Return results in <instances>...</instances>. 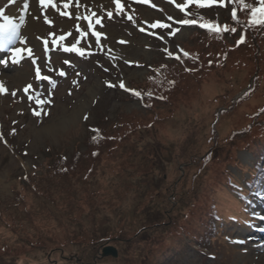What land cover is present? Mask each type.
<instances>
[{
    "label": "rangeland",
    "instance_id": "obj_1",
    "mask_svg": "<svg viewBox=\"0 0 264 264\" xmlns=\"http://www.w3.org/2000/svg\"><path fill=\"white\" fill-rule=\"evenodd\" d=\"M17 2L8 9L11 0H0L4 15L19 25L15 41L0 39V61H5L0 84L6 90L0 94V264H264V182L260 196L245 186L260 156L237 152L235 165L226 168L234 186L221 183L210 169L195 178L194 167H186L193 159L204 161L214 140L229 130L230 119L222 110L237 102L248 77L245 67L232 74L209 73L198 86L200 94L191 98L186 94L194 88L186 76L166 91L170 100L142 104L127 96L145 82L147 66L160 58L158 47L198 51V28L168 22L179 19L177 13H190V5L201 11L195 0H118L120 9L114 0H72L67 9L68 0H54L55 7L27 0L23 24L22 13L10 10ZM185 2L181 11L177 5ZM217 7V17L224 19L226 7ZM27 21L31 27L26 30ZM157 23L166 27H151ZM72 45L84 55L64 51ZM17 48L24 51L13 62ZM37 68L47 80L36 78ZM223 82L227 91L217 104L220 90L214 87ZM27 85L31 88L25 93ZM127 114L135 116V125L119 142L124 131L116 125ZM98 123H105L112 142L106 138L89 181H61L58 171L72 163L76 152H85V138ZM192 188L202 191L199 200L208 210L214 206L224 224L205 254L187 236L171 258L180 233L168 228L153 245L152 226L164 219L163 213L184 208ZM242 195L252 203L241 206L247 218L225 225L227 213L233 215L225 207L241 203ZM101 246L114 247L118 256L94 257Z\"/></svg>",
    "mask_w": 264,
    "mask_h": 264
},
{
    "label": "trees",
    "instance_id": "obj_2",
    "mask_svg": "<svg viewBox=\"0 0 264 264\" xmlns=\"http://www.w3.org/2000/svg\"><path fill=\"white\" fill-rule=\"evenodd\" d=\"M220 4L221 0L215 1L213 6L198 7L201 11H196L195 9L192 11L191 6L190 13L179 15L178 21H195V23H183L180 25L188 29H199L195 30L196 33H199L198 37L200 38L195 43L198 51H191L188 50L187 46H182L178 53L179 58H175L172 55L173 51L170 49L158 47L157 51H159L160 58L152 61L147 66L148 74L145 77V82L130 89L127 96L130 99L140 100L142 104L149 101L153 103L170 100L166 91L174 90L179 80L177 78L186 76L192 82L190 87L194 88L186 94V97L191 98V96L200 94V90H198L200 87L198 86L202 82H205V77L209 73L220 70L223 74H232L231 72L238 70V68L245 67L248 77L244 80L245 87L239 90L240 95L236 97L237 102L228 104L222 110V114L228 115L230 119L229 130L225 136L214 140V142L216 141L215 147L210 146L211 149L206 153L204 161L197 162V160L193 159L191 164H187L186 167H194L195 171L192 175L195 178L203 175L207 169H210L209 173H213L221 183L224 182L228 186H234V179L229 176L226 169L227 166L235 165L237 152L242 150L255 152L260 156L261 161L254 164L253 170L251 173H248L250 180L245 186L248 190L259 192L258 187L264 182V24L249 23L252 8L259 7L258 0H223V6H220ZM217 6L221 8L226 7L227 13L224 15V19L223 17L221 19L217 17ZM233 10L236 11L235 20L232 17ZM239 11L241 13L238 16ZM210 12L215 15L210 17ZM201 23L218 25L221 29L227 26L228 31H209L207 28L200 27ZM232 29H235V31H232ZM241 36H243V41L238 44L237 42L240 41ZM232 38L236 40L230 43L229 40ZM168 59H171V61L168 62ZM224 86L225 82L221 86L214 87L216 91L220 90V94L217 96V104H221L224 101V93L227 91ZM229 88L230 90L228 91L233 93L235 90L234 85L230 83ZM136 93H139V95ZM260 99L261 102L259 103ZM134 118L133 114H127L126 121L116 125L124 131L123 137L121 135L118 138L119 142L128 139L127 134L135 125ZM227 122L228 120H226ZM104 125L105 123L95 124L89 135L85 138V152H76L73 155L74 159L72 163L67 162L68 166L66 165L65 169L60 172L58 171V175H63L61 176V181H82V183L86 180L89 181L98 158L101 156V147L104 143H107L105 142L107 139L110 143L112 142L110 135L106 136L108 130L104 128ZM116 126L112 125V127ZM115 147L116 145L113 148ZM71 164L73 165L71 166ZM76 168L78 170L75 173L74 170ZM186 170L188 175L190 168H186ZM225 172L226 174L223 176ZM203 180H207L206 177ZM195 187L197 186L194 185L193 188ZM193 188L187 191L191 197L185 198V202L183 203L185 204L184 208L169 214L163 213L164 219L157 221L152 226L154 228L151 236V243L153 245L160 243V239L165 237V234L162 232L168 228L176 227V230L171 229L170 231L180 233V236H177L178 239L174 238V241L177 240L176 244H178V247L173 249L174 255L171 258H175L176 251L182 250L181 238L184 240L187 236L196 241L195 249L200 254H205L208 247L212 245V240L218 238L220 233L219 227L224 224L223 218L219 213L215 212L214 206L210 205V210H208L206 203L199 200L198 197H204L200 195L202 191H196ZM246 197V195H242L240 198L241 203H229L232 206L223 208L225 211H232L231 213H233V215H230L226 212L229 219L225 225L241 221L243 214L240 209H242L241 206L244 201L248 202ZM172 200L173 204H176L178 197L176 196ZM248 203L250 204V202ZM93 243L96 244L95 242ZM95 253L94 257L100 254ZM4 264H9V262Z\"/></svg>",
    "mask_w": 264,
    "mask_h": 264
},
{
    "label": "snow or ice",
    "instance_id": "obj_3",
    "mask_svg": "<svg viewBox=\"0 0 264 264\" xmlns=\"http://www.w3.org/2000/svg\"><path fill=\"white\" fill-rule=\"evenodd\" d=\"M11 2H15V0H11ZM143 2H147V0H143ZM191 2H193V0H187V3H191ZM213 2H214V0H205V2H202V0H195V3L198 7H208V6H211V4ZM40 3L42 6H47V5H51L52 7L56 6L54 3V0H40ZM114 3H116V6L118 9L121 8V5L119 4L118 0H114ZM187 3L184 6H180V5H177V6L181 8V11H183L184 8L187 6ZM71 4H72V0H68L67 3L63 4V7L65 9H67L69 6H71ZM258 4H259V7H253L251 10L252 15H251V18L249 20L250 24H264V0H258ZM220 6H223V0H221ZM27 7H28L27 0H25V2L23 4V9L26 10ZM107 14H108L109 18L112 17L111 12H108ZM61 15H69V13L61 12ZM92 15L94 16L95 14L93 13ZM232 17L234 20L236 19V11L235 10H233V12H232ZM0 19L5 21V23L0 24V39H3L5 41H7L8 43H12L17 38L19 25L15 24L11 20V18H9L8 16H5L2 9H0ZM77 19H80V17H77ZM83 19L90 20V17H83ZM129 19H131V17H129ZM20 22H21V24H23V22H24L23 12L20 16ZM46 22H48L47 19H46ZM96 22L99 23V20H97ZM182 23H185V24L195 23V21L185 20V21H182ZM157 26L166 27V25H162L159 23L151 25V27H157ZM91 27H92V25H91V23H89V29L90 30H91ZM200 27L207 28L209 31H215V32L228 31L227 26H225L223 29H221L218 25H212V24H207V23H201ZM78 30H79V28H78ZM141 30L143 31V29H141ZM232 31H235V29H232ZM82 35H83V33H82ZM93 35H95L97 37V40H99V36H100L99 33L93 32ZM60 39H64V37H60ZM242 41H243V36H241L240 41H238L237 43L239 44ZM20 43L23 44L24 41L20 40ZM77 43H79V41H77ZM45 44L47 45V41H45ZM22 51H24V50L20 49V48L13 50V53H12L13 58H14L13 62H15V57H17L18 54H20ZM27 51H28V54L31 55V50L29 49ZM64 51H74V52H77L79 55H84V52L81 51L80 49H78L76 47V45H72L71 48H64ZM185 55H187V53H185ZM0 63H5V61H0ZM33 63H35V60H33ZM60 75H64V73L61 72ZM36 78L38 80H41V79L47 80L48 79L47 77H42L40 75L39 68L36 69ZM49 82L51 83V81H49ZM121 87L123 88L124 85L121 84ZM30 88H31V85H27L24 88L25 93H27ZM5 91L6 90L3 86V84H0V94H3ZM15 94H16L15 92L12 93V95H15ZM136 94L139 95V93H136Z\"/></svg>",
    "mask_w": 264,
    "mask_h": 264
},
{
    "label": "bare ground",
    "instance_id": "obj_4",
    "mask_svg": "<svg viewBox=\"0 0 264 264\" xmlns=\"http://www.w3.org/2000/svg\"><path fill=\"white\" fill-rule=\"evenodd\" d=\"M18 2V5H15L13 8H11L10 10H16L17 11V13H19V12H23V11H25L24 9H23V4H24V2H25V0H17ZM14 3L12 2L11 4H9L7 7H8V9L10 8V7H12L11 5H13ZM43 7V6H42ZM20 14V13H19ZM18 14V15H19ZM31 15H28V17H30ZM18 22V21H17ZM30 22H28L27 21V23H25V25L23 26V29H28L29 27H31V25L29 24Z\"/></svg>",
    "mask_w": 264,
    "mask_h": 264
},
{
    "label": "water",
    "instance_id": "obj_5",
    "mask_svg": "<svg viewBox=\"0 0 264 264\" xmlns=\"http://www.w3.org/2000/svg\"><path fill=\"white\" fill-rule=\"evenodd\" d=\"M118 256L116 250L112 246H105L101 249V258H116Z\"/></svg>",
    "mask_w": 264,
    "mask_h": 264
}]
</instances>
